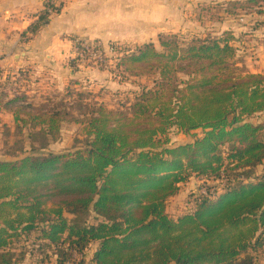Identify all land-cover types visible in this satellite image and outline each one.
Returning <instances> with one entry per match:
<instances>
[{"label":"trees","instance_id":"16d2710c","mask_svg":"<svg viewBox=\"0 0 264 264\" xmlns=\"http://www.w3.org/2000/svg\"><path fill=\"white\" fill-rule=\"evenodd\" d=\"M263 2L235 0L226 12ZM45 4L26 40L49 19ZM233 40L230 30L111 44L122 77L151 84H138L123 109L87 118L76 151L43 152L59 138L60 113L15 111L30 149L0 160V264H23L28 254L35 264H86L91 245L93 264H254L251 251L264 249V129L252 119L264 112V72L238 65ZM174 131L190 140L173 143ZM191 178L203 185L174 218L167 200ZM31 237L36 249L18 247Z\"/></svg>","mask_w":264,"mask_h":264},{"label":"rangeland","instance_id":"374dc122","mask_svg":"<svg viewBox=\"0 0 264 264\" xmlns=\"http://www.w3.org/2000/svg\"><path fill=\"white\" fill-rule=\"evenodd\" d=\"M233 1L235 0H170L171 9L174 12L171 13V18L164 27H158L153 33L148 32L136 43L113 41L104 44L98 41L103 54L102 56L99 54L97 63L92 57L84 60L76 57L75 39L88 38L60 34L54 29H50L49 33L42 31V34H38L40 37L37 43L48 42V45L42 50L41 58L51 61V64H43L41 60V73L33 77L31 62L17 66L4 61L1 66L0 61V69L3 71V75L0 76V160L12 159V155L21 147L30 149V141L27 137L30 129L26 127L23 131L18 130L14 120L15 111L29 110L33 105L40 110L49 109L60 113V118L65 119L59 126V138L52 141L43 152L76 151L85 144L87 118L100 108L123 109L121 107L123 103L133 101L135 91L140 88L138 84H151L152 79L149 77H131L130 81L125 80L116 65L119 53L110 51L111 44L125 43L127 47L134 49L143 41L153 40L158 43V36L161 33L216 38L225 37L227 31L231 30L235 37L232 42L237 47L238 65H244L252 73L264 72V2L261 8L253 7L242 10L236 15H230L226 9L233 6ZM208 7H212V10L205 11ZM260 10L263 12H259ZM69 43H72V49ZM19 46L20 43L15 45L12 52H19L21 50ZM55 55L58 57L56 60H54ZM72 61H74L73 65ZM1 106H5L7 110H2ZM18 115L26 120L31 119V116L23 111L18 112ZM9 117L10 121L5 122ZM252 120L263 125L264 129V112L255 115ZM54 133L57 135L58 132ZM171 140L179 144L189 141L190 137L182 132L174 131L171 133ZM257 172L258 174L264 172V163L258 167ZM202 185V181L197 178H191L182 183L178 194L167 200L168 213L176 218L187 212L189 196L197 193ZM33 241L34 238L31 237L18 247L25 246L28 250L36 249L37 246ZM95 247L96 245H91L86 250V264H93ZM261 250L264 251V249ZM261 250L251 251L254 264H264V252ZM36 261V255L28 254L23 263L35 264Z\"/></svg>","mask_w":264,"mask_h":264},{"label":"crops","instance_id":"0c3cea01","mask_svg":"<svg viewBox=\"0 0 264 264\" xmlns=\"http://www.w3.org/2000/svg\"><path fill=\"white\" fill-rule=\"evenodd\" d=\"M46 1L0 0L1 66L4 61L17 66L31 62L33 77L41 73V60L43 64H51V61L41 58L42 50L48 45V42L37 43L38 34H42V31L49 33L50 29H54L60 34L83 36L104 44L113 41L136 43L148 32L153 33L158 27H164L174 12L170 0H57L62 4L60 12L52 13L32 39H23L22 33L38 19L46 7ZM19 43L21 50L13 53L12 49ZM69 46L72 49V43ZM56 58L57 55L54 60ZM1 75L3 71L0 69ZM1 109L7 110L5 106H1ZM10 117L13 119L12 115ZM10 117L5 122H9Z\"/></svg>","mask_w":264,"mask_h":264},{"label":"built area","instance_id":"2783aa9c","mask_svg":"<svg viewBox=\"0 0 264 264\" xmlns=\"http://www.w3.org/2000/svg\"><path fill=\"white\" fill-rule=\"evenodd\" d=\"M57 5L56 0H51V6L47 7V11L52 14L54 13L52 4ZM75 47H76V57L80 60L88 59V58H93L95 59L94 62L99 61V56L103 54V51L101 49L100 44L98 41H93L90 39H80L76 38L74 41ZM100 54V55H99ZM202 191L205 192L204 188H202Z\"/></svg>","mask_w":264,"mask_h":264}]
</instances>
